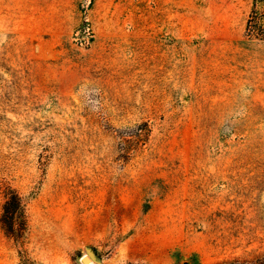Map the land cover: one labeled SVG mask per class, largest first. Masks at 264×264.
<instances>
[{
  "label": "rangeland",
  "instance_id": "obj_1",
  "mask_svg": "<svg viewBox=\"0 0 264 264\" xmlns=\"http://www.w3.org/2000/svg\"><path fill=\"white\" fill-rule=\"evenodd\" d=\"M0 264H264V0H0Z\"/></svg>",
  "mask_w": 264,
  "mask_h": 264
},
{
  "label": "trees",
  "instance_id": "obj_2",
  "mask_svg": "<svg viewBox=\"0 0 264 264\" xmlns=\"http://www.w3.org/2000/svg\"><path fill=\"white\" fill-rule=\"evenodd\" d=\"M0 223L5 233L20 243V238L26 228L25 204L21 195L13 189L5 192ZM22 260L23 264H30L27 259Z\"/></svg>",
  "mask_w": 264,
  "mask_h": 264
},
{
  "label": "water",
  "instance_id": "obj_3",
  "mask_svg": "<svg viewBox=\"0 0 264 264\" xmlns=\"http://www.w3.org/2000/svg\"><path fill=\"white\" fill-rule=\"evenodd\" d=\"M82 261H83L84 264H89L91 262V260L89 259L88 256L83 257Z\"/></svg>",
  "mask_w": 264,
  "mask_h": 264
}]
</instances>
